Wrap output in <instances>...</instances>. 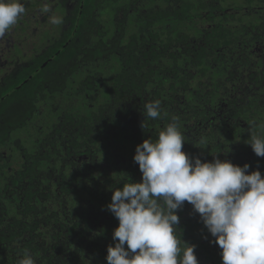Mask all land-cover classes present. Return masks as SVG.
<instances>
[{
	"label": "trees",
	"instance_id": "trees-1",
	"mask_svg": "<svg viewBox=\"0 0 264 264\" xmlns=\"http://www.w3.org/2000/svg\"><path fill=\"white\" fill-rule=\"evenodd\" d=\"M54 1L63 25L47 21L40 53L0 71V264H107L112 188L141 179L136 145L173 116L190 157L264 176L247 143L264 136V0ZM157 99L160 117L144 118ZM177 214L181 248L222 264L192 205Z\"/></svg>",
	"mask_w": 264,
	"mask_h": 264
},
{
	"label": "clouds",
	"instance_id": "clouds-1",
	"mask_svg": "<svg viewBox=\"0 0 264 264\" xmlns=\"http://www.w3.org/2000/svg\"><path fill=\"white\" fill-rule=\"evenodd\" d=\"M40 11L49 14L50 24L63 25V16L52 14L48 2ZM25 12L21 0H0V41ZM143 115L160 117L161 101L145 103ZM184 142L173 116L155 140L136 145L133 160L141 179L112 188L106 206L118 220L107 264H198L195 245L183 241L181 248L175 234L177 212L185 202L215 238L222 264H264V176L258 169L248 171L247 163L240 166L215 155L211 161L190 157ZM247 143L257 157H264V136L252 134ZM18 264L35 260L26 252Z\"/></svg>",
	"mask_w": 264,
	"mask_h": 264
},
{
	"label": "rangeland",
	"instance_id": "rangeland-1",
	"mask_svg": "<svg viewBox=\"0 0 264 264\" xmlns=\"http://www.w3.org/2000/svg\"><path fill=\"white\" fill-rule=\"evenodd\" d=\"M17 30H15L16 33L9 32L12 37L5 42L0 41V67L5 68V73L12 72L19 65L27 63L36 53L40 52L44 44L37 37L38 29H32L30 33L25 34H17ZM42 123H45L44 119L38 118L34 124L40 126Z\"/></svg>",
	"mask_w": 264,
	"mask_h": 264
},
{
	"label": "flooded vegetation",
	"instance_id": "flooded-vegetation-1",
	"mask_svg": "<svg viewBox=\"0 0 264 264\" xmlns=\"http://www.w3.org/2000/svg\"><path fill=\"white\" fill-rule=\"evenodd\" d=\"M21 1H23V0H21ZM45 2H48L52 7V11H54L53 7L57 3L54 0H26V1H23L22 3L24 4V6L26 8V12H25V14H23L21 16V18L18 20V23L15 26H13V28L9 32L16 33L15 30L18 29L17 34H25L28 32L30 33V30H32V29H38L39 30V26L41 27V26H43V24L45 25V23L47 21L49 22L48 14H42L40 11V8L42 7L43 3H45ZM65 4L67 5V7H70L69 0H67L65 2ZM11 37H12V35L10 33H8L3 42H5L6 40H8ZM39 53L40 52L36 53L35 55H37ZM0 71L4 72L5 68L0 67Z\"/></svg>",
	"mask_w": 264,
	"mask_h": 264
}]
</instances>
